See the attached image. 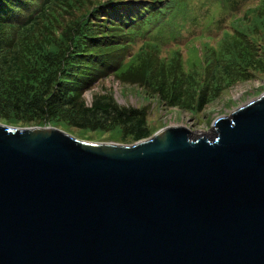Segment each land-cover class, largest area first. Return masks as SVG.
Segmentation results:
<instances>
[{"label":"water","instance_id":"obj_1","mask_svg":"<svg viewBox=\"0 0 264 264\" xmlns=\"http://www.w3.org/2000/svg\"><path fill=\"white\" fill-rule=\"evenodd\" d=\"M135 143L0 122V264H264V92Z\"/></svg>","mask_w":264,"mask_h":264},{"label":"trees","instance_id":"obj_2","mask_svg":"<svg viewBox=\"0 0 264 264\" xmlns=\"http://www.w3.org/2000/svg\"><path fill=\"white\" fill-rule=\"evenodd\" d=\"M15 1L0 0V118L15 126L33 122L98 130L116 126L124 139L148 136L146 115L136 108H121L107 98H96L90 106L78 99L92 84L93 73L105 69L104 55L124 50L137 36L146 37L147 22L159 23L173 5L184 10L187 1L28 0L33 6L20 19L5 13L18 10ZM223 3L234 8L237 0ZM138 4L142 9L129 18L123 14L122 19L109 21L102 13ZM244 12L235 16L232 31H223L220 47L203 40L202 53L190 60L189 70L179 47L160 58L159 42L152 40L143 42L128 61L119 58L112 71L121 81L148 84L195 112L191 97L201 107L222 87L247 78L251 70L264 69V0L247 4ZM100 14L107 21L98 20ZM109 37L126 41L106 40Z\"/></svg>","mask_w":264,"mask_h":264},{"label":"rangeland","instance_id":"obj_3","mask_svg":"<svg viewBox=\"0 0 264 264\" xmlns=\"http://www.w3.org/2000/svg\"><path fill=\"white\" fill-rule=\"evenodd\" d=\"M186 1L187 6L184 10H181L179 5H173L162 15L159 23H153L154 19L147 22L145 25L146 37L137 36L132 42H129V46L124 50L109 52L104 55L102 58L106 56L105 69L93 73L92 84L85 90L82 97L78 99V103L83 101L85 105L90 106L96 98L100 97L115 100V103L121 108H136L139 112L146 115L148 121L150 134L145 138L152 136L160 128L173 124L187 126L193 136L200 134L199 136L211 137L214 135V121L217 118L228 116L236 108L263 93L264 69L261 71L251 70L247 78L222 87L214 98L208 100L201 107L195 105L196 97H191L192 105L196 109L195 112H192L187 108L178 106L176 101L170 100L167 95H161L158 89H152L148 84H143L139 81H121L117 77V74L112 71V66L116 65L117 60L123 56L125 61H128L135 52H138L143 42L152 40L159 42L160 58L169 56L172 50L179 47L184 61L183 66L185 70H189L191 68L190 60L194 59V57L196 60V54L202 53L199 48L202 47L203 40L207 38L210 45L216 48L220 47L223 31L233 30L232 21L237 18L235 16L244 15V7L247 4L256 3L258 0H237L234 8L227 4H222L224 0ZM15 4L18 6V10H10L5 13H8L10 17L19 19L33 6L28 0H18L15 1ZM142 7L143 4H138L129 6L128 9H110L102 13L106 15L109 21H114L122 19L123 14L129 18L130 14L139 12ZM64 14L66 18H69L68 13ZM103 14L98 16V20L104 19ZM111 14L113 15L110 16ZM104 21L107 20L104 19ZM161 23H165V26L161 27ZM106 40L126 41L125 38L116 37H109ZM192 43L197 46L189 45ZM100 60L101 58L97 59V61ZM197 64L201 67L199 61ZM0 122L8 124L1 118ZM38 125L33 122L32 125L27 126ZM44 126L46 125L44 124ZM56 128L65 130L86 141L117 142L129 145L138 141L130 137L124 139L121 135V130L116 126L112 130L86 129L72 124L67 128L56 125Z\"/></svg>","mask_w":264,"mask_h":264},{"label":"bare ground","instance_id":"obj_4","mask_svg":"<svg viewBox=\"0 0 264 264\" xmlns=\"http://www.w3.org/2000/svg\"><path fill=\"white\" fill-rule=\"evenodd\" d=\"M198 135H200V134H197L196 136H198Z\"/></svg>","mask_w":264,"mask_h":264}]
</instances>
